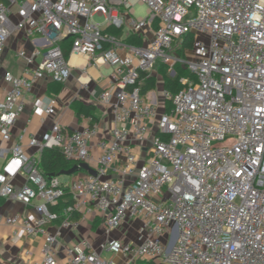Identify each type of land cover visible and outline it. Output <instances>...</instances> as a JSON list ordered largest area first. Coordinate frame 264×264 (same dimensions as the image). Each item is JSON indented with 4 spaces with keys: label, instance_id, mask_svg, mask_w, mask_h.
Listing matches in <instances>:
<instances>
[{
    "label": "built area",
    "instance_id": "2783aa9c",
    "mask_svg": "<svg viewBox=\"0 0 264 264\" xmlns=\"http://www.w3.org/2000/svg\"><path fill=\"white\" fill-rule=\"evenodd\" d=\"M7 1L0 4V56L18 35L34 48L17 50L19 75L4 73L0 198L32 206L36 216L0 215V225L44 240L34 264H264V0ZM138 4L147 5L146 18L135 17ZM186 37L193 47L182 54ZM65 40L70 56L88 62L80 82L90 67L110 71L94 105L109 108L112 126L100 134L98 122L84 117L70 133L55 122L31 137L29 154L12 142L13 129L36 86L72 78ZM161 64L172 78L176 66L191 74L179 79L178 93L163 88V112L142 92ZM58 107L52 99L34 114L54 117ZM53 148L76 165L96 161V175L65 185L49 179L41 157ZM66 190L73 203L62 205ZM91 221L104 229L98 243L60 246L62 231ZM130 224L133 240L114 237Z\"/></svg>",
    "mask_w": 264,
    "mask_h": 264
},
{
    "label": "crops",
    "instance_id": "0c3cea01",
    "mask_svg": "<svg viewBox=\"0 0 264 264\" xmlns=\"http://www.w3.org/2000/svg\"><path fill=\"white\" fill-rule=\"evenodd\" d=\"M107 32L119 38H125L126 43L134 45L132 42L128 41L133 35H128L127 33L125 34L124 32L118 31L114 28H108ZM21 47L26 48L28 51H32L34 48L32 42L26 41L23 39L22 35H18L14 36L9 41L5 53L0 56V102L3 100L9 89V85L4 81V73L9 71L15 75H19L22 71L23 64L16 57V52ZM68 60L73 68V76L69 82L64 85L41 82L30 94L26 96L25 113L13 129L12 142L22 144L29 154L33 153L29 147L31 137H41L52 128L55 122H59L61 126L70 133L79 131L83 126L85 116L78 119L76 111L71 105L74 102L79 105H94L95 97L99 95L105 87L101 81V75H104V69H101L100 71L94 67L88 68L89 75L87 78H83L82 82H80L78 78L81 75L83 68H87L88 62L83 58L70 55ZM153 76L157 80L160 73L157 74L155 72ZM89 77H91V81H88ZM86 82L87 85H84L83 83ZM159 87L160 91L158 94L154 92L157 87L151 91L150 94L152 95L153 100H156L157 98L159 111L163 112V80ZM52 99H56L59 104L57 116L46 117L44 119L35 116V108L47 107ZM95 107L96 111L94 114L97 118L96 122H98L100 126V134H106L112 126V114L107 106L98 105ZM21 135L24 137L23 140L20 139ZM89 165L93 169L96 168L97 163L96 161H92ZM83 175H85V172L80 171L73 176H63V178H60V181L64 184H69L72 180ZM23 182L24 179L21 177L18 178L15 183L19 186L22 185ZM0 215L8 217L15 215L35 217L36 213L32 206L28 207L14 200L0 198ZM56 227L57 226L55 225L51 226L50 230L55 232ZM96 227L98 229L100 225L91 221L83 224L80 230L72 232L67 230L62 231L61 238L59 239L60 246H71L83 238L92 240L95 244L98 243L103 238L102 235L97 236L94 240L91 238L92 232L97 230H95ZM101 229L99 230V234ZM15 231L16 229H13L10 226L0 225V264H34L40 262L42 258V248L45 244L44 240L41 237L28 236L20 230L16 236L14 234ZM121 234V232H116L114 237L120 238ZM60 257L62 258V255H60Z\"/></svg>",
    "mask_w": 264,
    "mask_h": 264
},
{
    "label": "trees",
    "instance_id": "16d2710c",
    "mask_svg": "<svg viewBox=\"0 0 264 264\" xmlns=\"http://www.w3.org/2000/svg\"><path fill=\"white\" fill-rule=\"evenodd\" d=\"M1 3L8 4L7 0H0ZM114 32V31H113ZM130 42H132L134 45L142 46L143 40L140 38H137L136 36H132L129 38ZM193 47V38L186 37L184 39V46L183 49L180 51V53L184 54L183 52L186 49H192ZM63 51L66 58L69 57L70 51H71V40H65L63 43ZM160 76L163 80V88L164 90L170 91L173 94L178 93L182 86L179 83V79L181 77H185L187 74L183 67L176 66L175 71L177 73V77L172 78L168 75L167 71L168 68L164 65H160L158 67ZM143 78H146V75H143ZM157 86V80L154 76L150 78H146L144 81V85L142 87V92L144 95H147L151 91H153ZM73 109L76 111V116L78 119H81L82 116L85 117H92L95 121H97V118L95 117V111L96 107L94 105H79L76 102H74L72 105ZM41 165L43 168V171L45 175L48 177L49 175H54L55 177L61 178L60 174L63 171H68L71 168H73L76 163L66 160V158L63 155V152L58 148H53L49 150H45L41 157ZM65 185V184H63ZM66 195L61 201L62 205H68L72 204L73 201L70 198L69 192L66 190Z\"/></svg>",
    "mask_w": 264,
    "mask_h": 264
},
{
    "label": "rangeland",
    "instance_id": "374dc122",
    "mask_svg": "<svg viewBox=\"0 0 264 264\" xmlns=\"http://www.w3.org/2000/svg\"><path fill=\"white\" fill-rule=\"evenodd\" d=\"M134 11H135V17L136 18H146L147 12H148V7L146 4H138L135 6ZM94 20H95V22H98V23L104 22V18H101V17H96ZM156 73L157 74L159 73L158 70H156ZM186 73L187 74L185 75V77H190L191 74L188 70L186 71ZM109 74H110V71L104 70V75H109ZM157 80H158V86H156L157 88L154 90V92L156 94H158L160 91L159 85L162 84V77L158 76ZM61 178H63V176H61ZM96 229H97V227L95 228V230ZM100 229L101 228L99 227L96 231L92 232L91 238L93 240L96 239L97 236H101V235L103 236L104 235V229H101L100 234H99ZM120 232L123 233V235L121 236L122 240H126L128 238H130V240H133L135 238L134 234L136 233V228L133 224L126 225V226H124V228H122V230Z\"/></svg>",
    "mask_w": 264,
    "mask_h": 264
},
{
    "label": "water",
    "instance_id": "95a60500",
    "mask_svg": "<svg viewBox=\"0 0 264 264\" xmlns=\"http://www.w3.org/2000/svg\"><path fill=\"white\" fill-rule=\"evenodd\" d=\"M80 171H84L87 174H90V175H93V176L96 175L95 170L92 169L88 164H86V163H80L78 165H75L73 168H71L68 171L61 172L60 176H73V175H75L76 173H78ZM54 177H55L54 175H49L48 176L49 179H52Z\"/></svg>",
    "mask_w": 264,
    "mask_h": 264
},
{
    "label": "snow or ice",
    "instance_id": "6c2138e0",
    "mask_svg": "<svg viewBox=\"0 0 264 264\" xmlns=\"http://www.w3.org/2000/svg\"><path fill=\"white\" fill-rule=\"evenodd\" d=\"M18 163V162H17Z\"/></svg>",
    "mask_w": 264,
    "mask_h": 264
}]
</instances>
